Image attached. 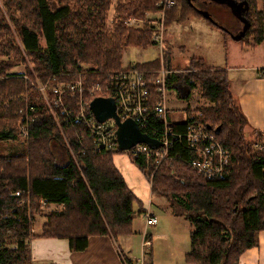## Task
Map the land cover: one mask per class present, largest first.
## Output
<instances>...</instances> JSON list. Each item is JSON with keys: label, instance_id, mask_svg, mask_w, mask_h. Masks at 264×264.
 I'll list each match as a JSON object with an SVG mask.
<instances>
[{"label": "trees", "instance_id": "16d2710c", "mask_svg": "<svg viewBox=\"0 0 264 264\" xmlns=\"http://www.w3.org/2000/svg\"><path fill=\"white\" fill-rule=\"evenodd\" d=\"M5 1L13 2L11 8L18 14L13 22L23 50L34 60V69L26 73L25 84L32 90L29 106L35 109L36 121L26 138L25 151L0 155V264H35L31 253L35 237L66 239L72 251L81 252L93 236H132L135 207L143 212L144 203L115 164L117 155L128 152L119 148L95 150L88 129L80 123H64L62 118L59 125L46 98H52L53 88L73 84L80 78L86 80L87 86H104L110 75L124 68L125 49L155 46L152 26L133 30L125 21L159 11L157 4L162 0H126L118 5L119 22L111 34L106 29L109 0H61L60 5L57 0ZM174 1L167 11V29L204 19L196 12L202 10L194 0H190L192 4L188 0ZM232 1L248 8L250 28L241 41L248 45L263 43L262 9L255 0ZM213 25L225 30L216 22ZM10 37V29L0 25V41ZM136 66L141 72H157L161 60ZM191 67L186 85L193 90L200 83L203 97L212 106L201 109V116L191 117L189 122H199L213 133L219 130L217 138L232 152L226 178L211 181L197 174L185 164L189 152L178 142L171 152L175 159L158 168L142 157L130 159L151 182V196L164 199L172 216L190 222L193 231L190 252L185 256L187 264H240L248 250L258 247V234L264 231V146L254 149V139H264V132L254 130L252 140L248 138L249 123L233 98L226 71L207 67L201 57L192 58ZM0 76L17 74L0 66ZM35 82L46 87V95L35 92ZM178 82L179 77L172 75L169 89ZM64 100L66 107L75 111L79 95L67 94ZM9 102V107L0 110V140L11 142L19 140L18 125L23 115L17 113L20 102ZM60 111L61 108L58 116ZM158 126L163 128L161 122ZM176 130L183 134L187 125H177ZM57 148L65 151L62 158ZM41 201L64 208L52 213L42 233L36 236L32 225ZM146 264H153L152 252Z\"/></svg>", "mask_w": 264, "mask_h": 264}, {"label": "rangeland", "instance_id": "374dc122", "mask_svg": "<svg viewBox=\"0 0 264 264\" xmlns=\"http://www.w3.org/2000/svg\"><path fill=\"white\" fill-rule=\"evenodd\" d=\"M65 2V0H63ZM126 0H109L111 4L107 19L106 29L109 34L115 31L116 25L119 22L117 14L118 5L125 3ZM257 7L261 9V0H255ZM58 4H62L61 0H57ZM70 2V1H69ZM74 1H71L73 4ZM12 1L0 0V25L10 29L11 37L9 39H2L0 41V66L4 67L10 74H17V76H0V110L10 106V100H15L17 104L18 116H22L29 106L30 94L32 90H28L25 84L27 82L29 70L34 69V60L27 53L24 52L21 39L17 33L13 18H18L13 8ZM11 10V11H10ZM151 20L159 15V11L154 13H147L145 18H138L139 20L147 21V16ZM167 15V14H166ZM114 16V22L111 21ZM201 20V19H195ZM151 21L145 24L135 23L133 27L127 26L133 30H143L150 25ZM183 26V25H182ZM181 29L179 24H175L168 29L165 27L164 45L163 48L158 46L149 47L148 49L127 48L124 51L123 66L129 65H146L161 60L163 61V50L165 55V62L170 61V67L175 70L179 77L177 85L172 87L168 94V113L170 123L176 125L185 122L187 117H200L201 109L211 107L212 103L203 97V88L200 83L195 89H190L186 85V79L190 77L191 59L204 56L200 42L209 38L206 34H200L189 30L186 26ZM241 27L240 30H242ZM185 30V31H184ZM221 32V31H220ZM220 32L215 30L211 33L212 36H220ZM224 35V34H222ZM152 36V34H151ZM221 38V37H220ZM12 42V43H11ZM213 42L216 43V38L213 37ZM44 48L47 46L45 41H42ZM20 53V54H19ZM167 56V57H166ZM5 64V65H3ZM210 65V64H209ZM90 68L91 67H86ZM195 72V71H194ZM15 77V78H13ZM35 92L40 91V82L33 83ZM176 86H179L178 89ZM18 130L21 132V121L19 119ZM2 128V127H0ZM254 131H248V138L252 140ZM255 150L260 146H264V139L256 137ZM27 140L21 133L17 141H1L0 140V155H10L22 153L27 148ZM254 143V142H253ZM261 148V147H260ZM58 156L61 158L65 154L63 148H57ZM126 154L116 156V165L124 173V177L128 182L130 189L144 201L145 210L139 212V208L135 207V220L132 225L133 234L130 237H120L114 243L122 245L125 251H131V257L140 259L143 255L144 233L149 237H153L152 247L146 251L153 253V264H187L185 256L190 252V234L193 231L190 222L182 217H174L171 215L168 204L164 199L151 196V182L147 179L145 174L131 161ZM18 195V194H17ZM152 204V206H151ZM63 206H52L46 204L44 201L40 202L39 215L33 223V231L35 235L42 233V228L48 221L49 216L54 212L63 210ZM154 214L159 221V224L154 227L146 228L147 218L146 212ZM139 231H141L139 233ZM123 238H128L124 243Z\"/></svg>", "mask_w": 264, "mask_h": 264}, {"label": "built area", "instance_id": "2783aa9c", "mask_svg": "<svg viewBox=\"0 0 264 264\" xmlns=\"http://www.w3.org/2000/svg\"><path fill=\"white\" fill-rule=\"evenodd\" d=\"M174 5V0H162L157 4L160 16L157 15L156 18L152 16L151 20L149 15L147 16V21H151L152 40L161 48L164 45L166 14ZM114 19L113 16L111 21L114 22ZM147 21L130 18L125 21V24L133 27L135 23L145 24ZM162 57V66L157 72H141L136 65H130L110 75L104 86H87L86 80L80 78L73 84L55 87L52 89V98L50 100L46 98L50 111L59 125H61V118L67 124H83L94 140L95 150L113 151L119 148L116 122L114 119H110L100 123L91 109L93 100L90 101L98 93L106 94L96 98L114 99L121 122L134 121L142 133L160 143V147L156 149L145 143L138 144L126 151L129 157L145 158L147 162H152L158 168L164 162L175 159L171 152L174 151L175 144L178 142L184 144L186 151L189 152L184 162L193 171L206 180H224L231 165L232 152L217 138L216 134L199 122L190 123L189 118L191 117H187L185 122L176 125L170 123L166 95L170 90L169 78L177 73L169 63L165 62L164 50ZM40 91L46 95V87L40 85ZM67 94H71L72 97L79 95L75 111L66 107L67 100L64 99ZM85 94L87 98H84ZM60 108L58 116L57 110ZM34 112L35 109L28 106L23 113L21 133L25 138L29 137L30 129L36 121ZM160 122L163 124L162 129L158 126ZM177 125H187L186 132L183 134L177 132ZM146 213V228L159 224L158 218L154 214L149 211ZM143 235L145 240L142 257L131 261L124 259L125 264L147 263L145 249L152 247V244L146 232Z\"/></svg>", "mask_w": 264, "mask_h": 264}, {"label": "crops", "instance_id": "0c3cea01", "mask_svg": "<svg viewBox=\"0 0 264 264\" xmlns=\"http://www.w3.org/2000/svg\"><path fill=\"white\" fill-rule=\"evenodd\" d=\"M194 1L202 11L207 12L225 30L215 28L205 18L192 19L183 26L187 25L189 30L209 36L199 44L202 47V53H204V56H200L201 59L211 69L226 71L233 98L247 117L248 131L264 132V42L248 45L234 38L244 30L245 22L240 18L239 9L234 10L231 7V1ZM261 9L264 13V0H261ZM244 17L246 18V13H244ZM179 26L182 30L186 28L182 25ZM241 27H243L242 30H240ZM215 30L221 31L220 34L224 35L212 36L211 33H214ZM213 37L216 38L217 44L213 42ZM168 63L170 65L171 62L168 61ZM117 168L124 177V173L118 166ZM139 199L142 201L141 198ZM152 238L151 236V241ZM123 239H125V243L128 238ZM115 240L117 239L112 236H93L89 238L86 250L74 252L66 239L35 237L31 243V253L35 264H125L124 259L133 260L131 251L126 252L122 245L114 243ZM258 240V247L248 250L242 256L240 264H264V231L258 234ZM146 250L148 259V254L151 251L147 252Z\"/></svg>", "mask_w": 264, "mask_h": 264}, {"label": "water", "instance_id": "95a60500", "mask_svg": "<svg viewBox=\"0 0 264 264\" xmlns=\"http://www.w3.org/2000/svg\"><path fill=\"white\" fill-rule=\"evenodd\" d=\"M228 1L232 2L231 7L234 10L239 9L241 13L240 18L245 22L244 30L237 37H234L236 40L241 41L247 35V32L250 28V24L248 23L247 19L244 17V13L248 12V8H245L242 3H237L232 0H228ZM188 2L192 4L190 0H188ZM196 12L206 20L210 21L212 24L215 23V20L212 17H210V15L207 12L200 11L197 9ZM91 109L96 119L100 123H104L110 119L115 120L116 125L118 127L116 132L117 141L119 145V150L121 152H126L128 150H131L133 147L142 143L148 144L150 147L154 149L160 147V143L150 138L148 135L142 133L139 126L134 121L127 120L125 122H121L117 114L118 111L114 99L95 98L91 103ZM215 133L218 134L219 130H216Z\"/></svg>", "mask_w": 264, "mask_h": 264}, {"label": "flooded vegetation", "instance_id": "af4514ba", "mask_svg": "<svg viewBox=\"0 0 264 264\" xmlns=\"http://www.w3.org/2000/svg\"><path fill=\"white\" fill-rule=\"evenodd\" d=\"M176 87H177L178 89H180L179 86H176Z\"/></svg>", "mask_w": 264, "mask_h": 264}]
</instances>
